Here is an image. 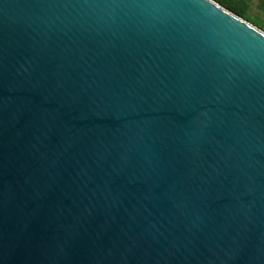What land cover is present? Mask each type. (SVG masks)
I'll return each mask as SVG.
<instances>
[{"label":"water","instance_id":"obj_1","mask_svg":"<svg viewBox=\"0 0 264 264\" xmlns=\"http://www.w3.org/2000/svg\"><path fill=\"white\" fill-rule=\"evenodd\" d=\"M0 264H264V32L0 0Z\"/></svg>","mask_w":264,"mask_h":264},{"label":"rangeland","instance_id":"obj_2","mask_svg":"<svg viewBox=\"0 0 264 264\" xmlns=\"http://www.w3.org/2000/svg\"><path fill=\"white\" fill-rule=\"evenodd\" d=\"M238 1L240 6L247 7L248 16H250L255 22L261 24L263 29L260 30L264 32V0H238Z\"/></svg>","mask_w":264,"mask_h":264},{"label":"trees","instance_id":"obj_3","mask_svg":"<svg viewBox=\"0 0 264 264\" xmlns=\"http://www.w3.org/2000/svg\"><path fill=\"white\" fill-rule=\"evenodd\" d=\"M216 1L222 4L223 7H225L226 9H228L238 17L244 19L245 21L251 23L252 25H254L255 27L261 30L263 29L261 24L255 22L250 16H248L247 7L240 6L238 0H216Z\"/></svg>","mask_w":264,"mask_h":264}]
</instances>
